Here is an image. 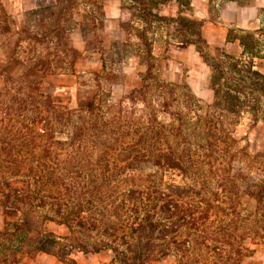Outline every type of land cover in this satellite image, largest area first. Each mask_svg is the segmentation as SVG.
Returning a JSON list of instances; mask_svg holds the SVG:
<instances>
[{"label":"rangeland","instance_id":"rangeland-1","mask_svg":"<svg viewBox=\"0 0 264 264\" xmlns=\"http://www.w3.org/2000/svg\"><path fill=\"white\" fill-rule=\"evenodd\" d=\"M226 1L209 0L211 15ZM167 2L157 7L150 1L71 0L47 6V14L62 9L64 19L72 20L60 26L79 34L51 36L28 28L19 34L14 63L0 57V190L11 189L22 200L20 210L13 209L17 221L8 227L26 216L29 242L52 233L60 245L98 248L63 258L57 249L0 250V264L41 254L56 264H119L102 246L136 216L153 215V222L159 218L157 225L169 227L176 218L163 213L167 203L182 212L192 206L196 215L208 206L211 219L169 230L166 237L158 233L154 247L187 243L192 236L201 245L238 244L245 255L226 264H264V81L249 75L254 71L248 58L209 56L189 11L192 0ZM38 3L51 0H28ZM4 15L0 33L6 32ZM256 28L264 45V15ZM189 47L202 65L187 58ZM144 51L148 76L138 57ZM87 63L92 66L84 68ZM215 64L221 92L237 84L238 103L214 93ZM180 67L182 74L175 71ZM192 69L197 75L190 77ZM72 82L78 107L56 92ZM59 209L70 227L58 223ZM160 250L147 264H179L178 255L160 257ZM195 257L193 264H200Z\"/></svg>","mask_w":264,"mask_h":264},{"label":"crops","instance_id":"crops-1","mask_svg":"<svg viewBox=\"0 0 264 264\" xmlns=\"http://www.w3.org/2000/svg\"><path fill=\"white\" fill-rule=\"evenodd\" d=\"M172 1L173 0H170L167 3H171ZM47 6L54 9L56 3L51 0V4L44 5L43 3H38L36 5H30L28 4V0H0V12L2 15L5 14L4 16H6L4 22V24H6V32L0 33V39L2 40L0 43V57L3 58L5 64L12 65L14 63L10 64V62H12L15 47L19 41V34L26 32L28 28H40L41 32L46 31L44 33L48 32L49 35L51 33V36H54L56 33L60 36L67 33L68 37L72 36L74 33L79 34L74 28L69 30L60 26L62 20L67 21L68 19H71L69 16L67 19H64V15L59 16L57 13L60 9H56L54 13L47 14L44 12L45 7ZM191 6L192 9L190 7L189 11L193 13V16L199 22L200 37L204 40L207 47V53L210 57L219 60L223 56L225 57V53L226 55L242 59L248 58L249 67L264 78V45H260L261 43L257 38L256 31V24L264 15V0H228L221 5L215 17L211 15L209 0H192ZM189 16H191L190 13ZM23 19L25 20L23 21ZM28 22H31L32 25H28ZM51 27H54L52 31H50ZM245 29L248 35L242 36L245 34ZM89 37L90 40L86 45L95 38L94 34ZM193 49L194 48L192 47L187 48V58L194 63L202 65L201 58ZM4 50L6 54L4 53ZM138 55V57H141V61L145 64V70H147L149 65L147 62V53L144 51L143 54L142 52L139 54L138 52ZM90 65L91 64L87 63V65H84L83 67H90ZM80 68L81 65L78 66V69ZM24 70L25 68L23 71ZM206 70L207 69H203L205 73ZM175 71L182 74L183 68L180 67V69ZM191 71L194 72H189L190 77L197 75L195 69H192ZM204 79L205 77L201 78V81H204ZM56 92L58 95L67 96L69 98L68 104L72 107L79 106L80 99L77 94L76 83L72 82L61 85L57 88ZM16 221L17 215L13 209L0 207V242H3L1 233L5 231L6 226L9 223H15ZM6 250L9 249L4 248L1 251L4 252ZM25 256L26 255L17 261L16 264L57 263L55 259L48 258L42 254L38 256L36 260H31ZM3 257L6 258V256Z\"/></svg>","mask_w":264,"mask_h":264},{"label":"trees","instance_id":"trees-1","mask_svg":"<svg viewBox=\"0 0 264 264\" xmlns=\"http://www.w3.org/2000/svg\"><path fill=\"white\" fill-rule=\"evenodd\" d=\"M55 1L56 5H60L63 1L70 3L71 0H53ZM144 3L145 1H150L157 7L160 4H163L169 0H136ZM63 8V7H62ZM66 11V9H64ZM61 15L63 10H59ZM179 19V18H178ZM236 67L233 65V68ZM217 70H220L219 64H215L213 66V78L214 82L212 83V87L214 93L216 95L221 94L219 98H225L228 101L238 103V99L234 96L238 92V88L235 84L233 86H228L225 93L221 92V85L218 82V77L216 76ZM250 76L255 78H259L264 81V78L259 75L257 72H250L248 70ZM150 75V67H147V76ZM222 117V116H221ZM220 117V118H221ZM177 165V164H176ZM179 167V166H177ZM225 187V186H223ZM224 191V188H222ZM230 190V188H229ZM11 189L7 192L3 189L0 190V206L5 208H11L15 210H20L18 204L22 203V200L17 198L16 193H11ZM227 192V191H224ZM251 194L252 192H248ZM247 193V194H248ZM248 194V195H249ZM253 196H257L254 194ZM173 203V202H172ZM208 207V206H207ZM205 206L202 208L204 212L196 215L193 210H190L192 206L188 207V210L182 212L178 204L171 206L169 203L165 204L163 213H170V216H174L176 219L172 224L165 228L166 226L157 225L158 220L153 222V215L150 217L149 215L146 216H136L133 220L128 221V224L122 227L121 232L122 235L117 236L118 234H114L113 240L110 244H106L102 246L104 249L111 250L115 256L116 261L119 264H147L150 261V258L153 256L154 251L156 249H161L159 256H171V255H178L180 259L179 264H193L195 262L196 254L200 256V264H226L228 262H239L245 255L243 250L238 244H222L216 246V244L212 245H201L195 242V240L191 238L187 243H181L177 245H163L160 247H154L152 244L153 237L160 233V237H166V235L170 231H178L183 225H190L191 227L196 228V224L198 221H201L202 225L203 222L210 221L211 213L210 209L207 210ZM217 208H215V212H213L214 216H219L217 213ZM225 210V208L223 209ZM209 213V214H208ZM61 217V220L58 222L60 225H65L70 227L71 224L68 221L67 216L64 213L60 212V209L57 214ZM227 216V214H225ZM84 218L80 219L78 225L84 224L86 221ZM49 221H53L51 218L47 219ZM208 223V222H207ZM6 226L5 231L1 233V238L3 242H0V250L11 249V250H22L24 248H32L36 252H43V253H53L55 249H57L56 254L63 258L73 252H83L87 253H97L98 248H91L89 249L88 246L83 244H61L58 241V238L52 233H46L42 235L40 238L33 240V242H29L28 235L30 231V222L23 216V219L16 224L11 225V227ZM159 226V228H158ZM175 229V230H174ZM191 229V228H190ZM170 230V231H169ZM191 231V230H190ZM223 231V230H222ZM116 233V232H114ZM116 235V236H115ZM192 235V234H191ZM130 239V240H129ZM141 239H147L146 242L140 243ZM128 240V241H127ZM112 243V244H111ZM206 251L205 253H203ZM200 254H199V253ZM193 260V262H192ZM199 262V261H197Z\"/></svg>","mask_w":264,"mask_h":264}]
</instances>
